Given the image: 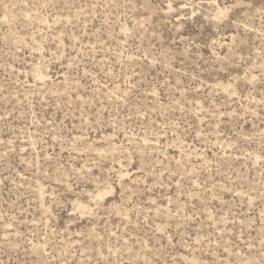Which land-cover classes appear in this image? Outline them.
I'll list each match as a JSON object with an SVG mask.
<instances>
[{
    "label": "rangeland",
    "instance_id": "rangeland-1",
    "mask_svg": "<svg viewBox=\"0 0 264 264\" xmlns=\"http://www.w3.org/2000/svg\"><path fill=\"white\" fill-rule=\"evenodd\" d=\"M0 264H264V0H0Z\"/></svg>",
    "mask_w": 264,
    "mask_h": 264
}]
</instances>
